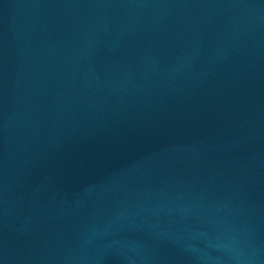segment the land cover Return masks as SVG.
Here are the masks:
<instances>
[{
    "label": "water",
    "instance_id": "95a60500",
    "mask_svg": "<svg viewBox=\"0 0 264 264\" xmlns=\"http://www.w3.org/2000/svg\"><path fill=\"white\" fill-rule=\"evenodd\" d=\"M0 264H264V0H0Z\"/></svg>",
    "mask_w": 264,
    "mask_h": 264
}]
</instances>
